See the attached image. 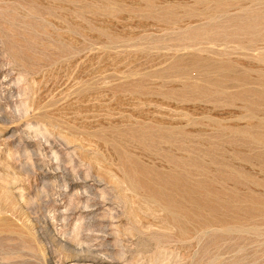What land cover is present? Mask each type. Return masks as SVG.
Segmentation results:
<instances>
[{
    "label": "rangeland",
    "instance_id": "obj_1",
    "mask_svg": "<svg viewBox=\"0 0 264 264\" xmlns=\"http://www.w3.org/2000/svg\"><path fill=\"white\" fill-rule=\"evenodd\" d=\"M0 264H264V0H0Z\"/></svg>",
    "mask_w": 264,
    "mask_h": 264
}]
</instances>
